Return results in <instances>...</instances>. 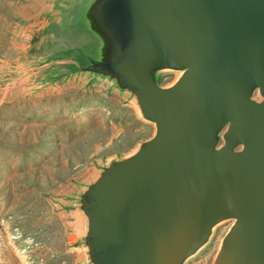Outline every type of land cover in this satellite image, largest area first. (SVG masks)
<instances>
[{"label": "water", "instance_id": "obj_1", "mask_svg": "<svg viewBox=\"0 0 264 264\" xmlns=\"http://www.w3.org/2000/svg\"><path fill=\"white\" fill-rule=\"evenodd\" d=\"M82 20L86 69L155 125L81 195L92 264H183L226 219L212 264H264V0H93Z\"/></svg>", "mask_w": 264, "mask_h": 264}, {"label": "rangeland", "instance_id": "obj_2", "mask_svg": "<svg viewBox=\"0 0 264 264\" xmlns=\"http://www.w3.org/2000/svg\"><path fill=\"white\" fill-rule=\"evenodd\" d=\"M91 1L0 0V264H92L81 195L155 133L132 91L86 69ZM180 74L156 79L167 87ZM233 221L183 264H212Z\"/></svg>", "mask_w": 264, "mask_h": 264}, {"label": "trees", "instance_id": "obj_3", "mask_svg": "<svg viewBox=\"0 0 264 264\" xmlns=\"http://www.w3.org/2000/svg\"><path fill=\"white\" fill-rule=\"evenodd\" d=\"M83 33L86 35V37L91 36L85 28H84V30H83ZM91 37H92V36H91ZM92 39H94V38L92 37ZM93 41H94V42H92V44H93V46H94V45H95V40H93Z\"/></svg>", "mask_w": 264, "mask_h": 264}, {"label": "flooded vegetation", "instance_id": "obj_4", "mask_svg": "<svg viewBox=\"0 0 264 264\" xmlns=\"http://www.w3.org/2000/svg\"><path fill=\"white\" fill-rule=\"evenodd\" d=\"M94 48H95V46L92 47L93 52H94ZM92 56H93V54L87 58V65L89 64V61H88L89 58L92 57Z\"/></svg>", "mask_w": 264, "mask_h": 264}]
</instances>
